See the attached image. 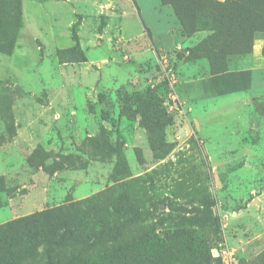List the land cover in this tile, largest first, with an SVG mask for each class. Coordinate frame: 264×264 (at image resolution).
<instances>
[{
    "label": "rangeland",
    "instance_id": "obj_1",
    "mask_svg": "<svg viewBox=\"0 0 264 264\" xmlns=\"http://www.w3.org/2000/svg\"><path fill=\"white\" fill-rule=\"evenodd\" d=\"M213 12L21 0L13 52L0 51V226L43 221L35 249L3 264H59L94 234L154 238L162 264H224L213 249L264 264V33L248 43L218 14L215 36Z\"/></svg>",
    "mask_w": 264,
    "mask_h": 264
},
{
    "label": "trees",
    "instance_id": "obj_2",
    "mask_svg": "<svg viewBox=\"0 0 264 264\" xmlns=\"http://www.w3.org/2000/svg\"><path fill=\"white\" fill-rule=\"evenodd\" d=\"M182 4L191 3L199 5L205 9H212L211 14L213 22L202 24L203 28H209L218 36L220 29H217L216 15L221 14L234 19L237 22L238 30L243 31L242 39H248V43L255 33H264V12L260 7H257L254 2L248 0H225L222 3L212 0H162L166 3ZM264 3V0L260 1ZM257 4V3H256ZM178 8V5L174 6ZM226 18V19H228ZM218 22V21H217ZM221 25H225L221 22ZM220 23H218L220 25ZM21 27V0H0V51L11 54L16 42L17 33ZM234 29V28H232ZM248 34V37L246 35ZM224 33H221L219 38L226 41ZM237 38V35H234ZM244 37V38H243ZM72 38L78 46V39L73 27ZM123 115H126L129 120H134V113L131 110H123ZM149 132V140L151 149L156 152L158 147V136L153 130L147 129ZM76 205V204H75ZM75 205H71V209H75ZM79 205H84L79 203ZM112 213L119 218L136 216L135 210L128 204L124 205L117 201H110L109 205ZM63 210H70L69 207ZM42 218L40 215H35L25 220L12 221L0 226V264L4 263V256L14 254L18 250H25V253L35 249V233L42 227ZM64 235H58V239H64ZM110 242V243H106ZM157 241L154 238L144 235L134 236L125 240L112 239L104 241L101 234H94L90 239H87L86 244L80 248L74 256L68 257L59 264H162L154 260L150 251L157 247ZM158 248V247H157ZM150 250L147 253V250Z\"/></svg>",
    "mask_w": 264,
    "mask_h": 264
},
{
    "label": "built area",
    "instance_id": "obj_3",
    "mask_svg": "<svg viewBox=\"0 0 264 264\" xmlns=\"http://www.w3.org/2000/svg\"><path fill=\"white\" fill-rule=\"evenodd\" d=\"M212 255L220 259L224 264H233L232 256L228 249H213Z\"/></svg>",
    "mask_w": 264,
    "mask_h": 264
},
{
    "label": "crops",
    "instance_id": "obj_4",
    "mask_svg": "<svg viewBox=\"0 0 264 264\" xmlns=\"http://www.w3.org/2000/svg\"><path fill=\"white\" fill-rule=\"evenodd\" d=\"M258 41H259L260 45H264V37L260 38ZM260 45H257L256 48H258V47L260 48Z\"/></svg>",
    "mask_w": 264,
    "mask_h": 264
}]
</instances>
